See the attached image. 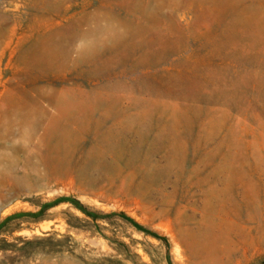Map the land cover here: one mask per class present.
<instances>
[{"label": "rangeland", "instance_id": "obj_1", "mask_svg": "<svg viewBox=\"0 0 264 264\" xmlns=\"http://www.w3.org/2000/svg\"><path fill=\"white\" fill-rule=\"evenodd\" d=\"M0 2V264H264V0Z\"/></svg>", "mask_w": 264, "mask_h": 264}, {"label": "bare ground", "instance_id": "obj_2", "mask_svg": "<svg viewBox=\"0 0 264 264\" xmlns=\"http://www.w3.org/2000/svg\"><path fill=\"white\" fill-rule=\"evenodd\" d=\"M1 3V2H0ZM143 3H145V2H143ZM189 3H191V2H189ZM188 5V4H187ZM121 7V6H120ZM2 9V8H1ZM100 13V12H99ZM99 13H97V14H99ZM1 15V14H0ZM104 15V14H103ZM155 15H157V14H155ZM97 16V15H96ZM44 17V16H43ZM99 17V16H98ZM108 18V17H107ZM8 19V18H7ZM101 19H103V18H101ZM113 20V19H112ZM0 21H1V18H0ZM3 21H5V20H3ZM3 21H2V23H3ZM95 21H97V20H95ZM110 22V21H109ZM1 23V22H0ZM16 23V22H15ZM118 25V24H117ZM5 25H3V27H4ZM116 26V25H115ZM85 27V26H84ZM2 28V27H1ZM10 28V27H9ZM81 28V27H80ZM12 30V29H11ZM95 30H97V29H95ZM162 30V29H161ZM2 31V30H1ZM81 31V30H80ZM4 32V31H3ZM13 32V31H12ZM63 32V31H62ZM119 32V31H118ZM3 34V33H2ZM12 35H14V34H12ZM10 36V35H9ZM52 36V35H51ZM47 37V36H46ZM66 37V36H65ZM71 37V36H70ZM68 38V37H67ZM98 41V40H97ZM99 42V41H98ZM39 43H40V40H39ZM97 43V42H96ZM107 43V42H106ZM70 44V43H69ZM100 46V45H99ZM71 47V46H70ZM39 48V47H38ZM37 50V49H36ZM24 52V51H23ZM38 52V51H37ZM67 52V51H66ZM35 54H37L36 52H35ZM54 54V53H53ZM25 55V54H24ZM29 55H31V54H29ZM35 56V55H34ZM27 57V56H26ZM24 60V59H23ZM53 60V59H52ZM66 62V61H65ZM23 63V62H22ZM4 112V111H3ZM11 117V118H10ZM28 117H25V116H21V115H19V110H17V111H13V113L11 114V116H9V119H8V121L6 122L7 123V125H9L10 127H12V126H20L21 124H22V122H27V123H29L30 121H29V119H27ZM6 120V119H5ZM1 121V120H0ZM3 122H4V120H3ZM2 122V123H3ZM51 122V121H50ZM52 125V124H51ZM2 127V128H1ZM51 130H43V134H42V136L41 135H38L39 134V132L40 131H38V130H36V132L32 135V134H27V135H25L24 136V138H25V140H26V142H30V140H33V139H36L37 140V138H36V136H40V137H42V138H44L46 135L45 134H48L49 132H50ZM18 135V132L13 128V129H9V130H7V129H5L4 130V126H0V141H5L6 143H12L13 142V139H15V138H17L16 136ZM21 135V137L23 136L22 134H20ZM38 141V140H37ZM11 150H13L14 152H16V153H18L19 154V152H28L27 150L25 151V150H20V149H18V148H10ZM179 249H180V247H178ZM179 249H176V253H177V255H178V257H180V258H182L183 256H182V252H181V250H179ZM184 258V257H183Z\"/></svg>", "mask_w": 264, "mask_h": 264}, {"label": "trees", "instance_id": "obj_3", "mask_svg": "<svg viewBox=\"0 0 264 264\" xmlns=\"http://www.w3.org/2000/svg\"><path fill=\"white\" fill-rule=\"evenodd\" d=\"M67 201L71 202L76 208H78L84 214H86L88 217L93 218L94 220L111 219L113 217H119L122 220H124L127 223H129L134 228H136L138 231L143 232L144 234H146L148 236H152V237L162 241L166 245L168 244V239L166 237H162V236L158 235L157 233H155V232L143 227L142 225L137 223L134 219L130 218L129 216H127L124 213L98 214V213H94V212H91L90 210L86 209L84 206H82L78 201H76L74 199H63L60 202H67ZM56 204L57 203H55L53 206H55ZM48 207H50V205ZM48 207H45L44 210L46 208H48ZM44 210L42 212H44Z\"/></svg>", "mask_w": 264, "mask_h": 264}]
</instances>
